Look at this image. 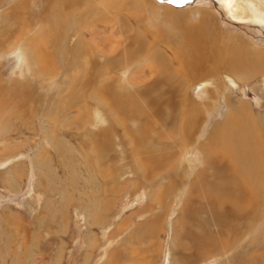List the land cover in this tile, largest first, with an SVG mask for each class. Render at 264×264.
Masks as SVG:
<instances>
[{
  "label": "rangeland",
  "instance_id": "374dc122",
  "mask_svg": "<svg viewBox=\"0 0 264 264\" xmlns=\"http://www.w3.org/2000/svg\"><path fill=\"white\" fill-rule=\"evenodd\" d=\"M150 1L155 8L147 11V19L140 24H136L127 11L120 12L130 28L148 43L152 42L150 31L154 32L156 25L161 29L158 34L173 39L172 35H167L171 34V26L165 18L170 10L202 11L209 14L214 44L222 53L231 44L229 39L235 36L239 38V47H247V55L251 47L264 51V27L232 20L224 8L213 0ZM253 1L264 8V0ZM25 7L29 12H35L36 0H28ZM10 8L11 4L0 5V19ZM24 15L23 8L18 20L24 19ZM190 18L192 22H197V14H191ZM3 20L2 23L0 21V32L13 33L16 30L14 21ZM59 20L63 27V42L57 46L56 57L51 53L46 63L40 54L44 53L41 50L47 52L46 49L50 48L49 38L46 23L41 19H33L29 24V35L20 38L19 43L28 47H17L8 54L6 50L0 51V103L4 100L0 107V264H228V253L222 254L220 251L215 255L218 248L212 249L213 254L208 255L207 245H198L196 240L211 236L217 243L227 240L230 244L229 241L234 239L231 231L217 228L212 218L213 211L205 198L206 193L221 191L217 190L216 184L233 173L238 182L245 184L247 191L232 192L240 194V197L244 195L246 202L242 203L243 206H251L249 201L260 212L255 219H245L236 224L242 231L239 245L243 248L251 239H257L254 244L257 246L247 252L252 260L248 258L244 263L264 264V162L260 165L263 173L257 189L251 187L252 181L247 177L249 174L239 170V162L230 155L225 141L218 137L212 139V157L205 163L199 151L192 148L185 150L179 160L174 155V158H160L143 165L140 159L142 154H139L141 145L128 144L129 138L124 136L126 132L129 133L126 126L110 128V122L103 118L91 129L94 131L109 126L107 132L112 136L111 143L108 149L101 151L100 159L95 161L90 150L81 145V138L76 135L79 133L76 124L68 120L77 114L75 109L69 110L71 104L75 108L79 104L84 105L83 108L81 106L83 116H92L94 111L91 97L87 93L83 96L84 90L78 83L64 84L65 88L62 85V62L72 59L65 49V33H69L71 27H68L70 20L65 21V17L60 16ZM94 28L97 31L109 30V27L98 23ZM21 29L25 32L27 28ZM73 29L78 32L76 24ZM7 35L5 33L0 37L4 40ZM80 35L81 43L96 52L94 44L88 40L85 42L89 34L81 30ZM98 37L100 40L103 38L102 35ZM110 42H114V39ZM156 48L167 56L170 66L178 71L177 78H185V95L201 112L197 143L206 139L213 128H221L227 115L226 95L231 104L249 106L253 116L264 111V72L255 76L256 85L247 82L250 85L246 93L223 92L222 84L216 77L214 80L222 90L218 95L214 87L196 89V83L209 79L192 81L179 68L180 64L172 60L166 45L159 43ZM20 53L25 56L22 61ZM32 62L35 65L31 66ZM245 62L250 63L246 56ZM130 67L131 72L138 68L136 64ZM41 70H49L50 73L43 75ZM154 73L155 69H143L146 77ZM126 75L112 73L121 80L120 85L135 95L137 103L148 109L138 95L139 88L147 87L138 83L142 78L136 74L137 79L128 80ZM63 88L68 93L62 94ZM204 89L214 94H204ZM102 98L111 103V98ZM181 99L182 95L177 98L179 104H182ZM247 114L252 118L250 112ZM114 115L119 122L125 123L121 111L115 109ZM179 132L177 127L176 135ZM150 134L154 137L156 133L150 130ZM167 136L173 151L179 150V141L172 142L175 136L171 133ZM88 142L92 144L91 139ZM154 150L155 154L168 152L163 147ZM132 152L137 153L138 161L134 160ZM143 167H146L145 173L141 170ZM198 169H204V172L194 176ZM182 200L187 203L186 207L185 203L181 204ZM244 222L256 228L251 232ZM203 252L207 255L202 256Z\"/></svg>",
  "mask_w": 264,
  "mask_h": 264
},
{
  "label": "bare ground",
  "instance_id": "6f19581e",
  "mask_svg": "<svg viewBox=\"0 0 264 264\" xmlns=\"http://www.w3.org/2000/svg\"><path fill=\"white\" fill-rule=\"evenodd\" d=\"M27 1L14 0L10 2V0H0L1 6L6 3L11 4L10 11L4 13L2 17V19L4 18L3 22L6 19H11L16 25V30L13 33L5 32L8 33L9 37L7 35L4 40L0 37V51L6 50L8 54L17 47H28V45L19 43L20 38L29 35L31 30L29 24L33 19H41L46 23V35L49 38L50 48L46 49L47 52L41 50L44 53L40 54L46 63V59L51 53L56 57L57 46L60 42H63L61 38L63 27L60 26V16L65 17V21L70 20L68 27H71V30L68 31L69 33H65L67 34L65 36V49L72 59L71 61L64 59L62 62L64 67L62 85L78 83L84 90V92L82 91L83 96L87 93L88 97H91V107L94 115L88 116L86 114L83 116L81 106L83 108L84 105L79 104L75 108L70 103L69 110L73 108L77 114L68 120L71 124H76V130L79 132L76 135L81 138V145H85L90 150L95 161L100 159L103 149L109 148L112 137L107 132L109 126L108 128L94 129V131L91 129L98 125L101 118L110 122V128L113 129L116 126L122 128L126 126L129 133L126 132L124 136L129 138L128 144L139 143L141 145L139 154H142L143 158L140 159L143 165L160 158H170L172 156L174 158V155L176 160H179L185 150L192 148L199 151L202 162L205 163L206 160H210L212 157L210 143L214 137H218L221 141H225L230 155L239 162V170L249 174L247 177L250 182L252 181L251 187L257 189L263 173L260 165L264 162V111L258 116H253L254 113L249 106L242 103L231 104L226 95L227 115L223 119L221 128L216 129L215 126L216 128L210 131L206 139L197 143L201 112L196 110L194 102L185 95V78H181L183 80L177 78L178 71L170 66L167 56L165 57L160 49L156 48V45L159 43L166 45L170 49L172 60L174 59L180 64L179 68H182L192 81L202 78L209 79L199 81V84L196 83V89L214 87L218 95L222 92L221 86L223 92L231 90L237 93L241 91L246 93L250 84L256 85L255 76L264 72V51H258L251 47L248 49L249 53L247 55L245 51L247 47H244V49L239 47L237 42L239 38L235 36L229 39L231 44L226 47V52L222 53L221 49L214 44L215 38L208 20L209 14L201 13L202 11L194 13L170 10L165 14V18L171 26V34L167 35H172L173 39L158 34L161 29L156 25V30L154 32L150 31L152 42L148 43L140 37L138 32L130 28L125 19L120 16V12L127 11L133 17L135 23L140 24L147 19V11L151 10L152 7L155 8L150 0H36L37 10L33 13L25 9ZM213 1L219 3L232 20L256 23L264 27V8L261 4L254 3L253 0ZM23 8L24 19L20 18L21 20H18L20 10ZM191 14H197L196 23L191 21ZM2 19H0L1 23ZM97 23L109 27V30H95L94 26ZM75 24L78 26V32L73 29ZM22 27L27 28L25 32H22ZM3 30H6L5 27ZM81 30L89 34V38L85 39V42L88 40L94 44L96 52L81 43ZM1 32L0 35L5 34L3 32L1 34ZM100 35L103 36L101 40L98 37ZM111 39H114V42H110ZM146 48L148 53H145ZM20 55V61L25 59V56L21 53ZM245 56L248 57L250 63L245 62ZM33 64L34 62L31 66ZM131 64H136L138 67L133 72L129 70ZM76 67H81V69L79 70ZM145 67L148 70L155 69L154 75L146 77L143 74ZM76 70L78 73H74ZM41 73L45 75L50 72L49 70H41ZM112 73L114 75L118 73L119 76L128 74L126 75L127 79H137L135 75H139L142 79L138 83L147 87L139 88L138 95L141 96L143 104L148 109L141 107L135 100V95L128 91V88L120 85L121 80L116 76H112ZM217 73H219L218 76ZM216 77L220 80L221 86L215 82ZM210 79L214 81H210ZM247 82L250 84L248 85ZM64 88L61 93H68ZM61 93H57V95ZM202 93L212 95L213 92L204 89ZM180 95H182V104H179L180 101L177 100ZM103 96L111 98V103L103 100ZM3 103L4 100L1 101L0 107ZM115 109L121 111L123 117H125V123L119 122L115 117ZM145 110L150 111V113ZM247 112L251 113L252 118L249 117ZM177 127L180 129L179 135L177 133L179 137L176 135ZM150 130H153L154 134L156 133L154 137L151 136ZM166 132L175 136L172 138V142L179 141L180 149L176 150L177 153L173 151ZM89 139L92 140V144L88 142ZM195 144L197 148L194 147ZM174 146L176 145L174 144ZM161 147L168 149V152L155 154L154 149ZM132 154L134 160L138 161L137 153L132 152ZM141 170L145 173L146 167L141 168ZM196 172L194 176H199L201 172H204V169H198ZM234 176H236L235 173L216 184L217 190L221 191H213L205 195L207 204L213 211L212 218L217 228L225 232L227 230L231 231L232 235L234 234V239L229 241L230 244L227 240H223L224 243H217L210 236L206 239L198 238L196 243L207 245L208 255L213 254L212 249L218 248L219 250L214 253L215 255L220 251L222 254L228 253L226 257L229 261L228 264H245L244 260L249 258L247 252L257 246L254 245L257 239H251L247 247L243 248L242 245H239L242 241L240 236L242 231L240 226L236 224H240L245 219L253 220L260 212L249 201L248 204L251 206H243L244 195L241 198L240 194L232 192L235 190L247 191L245 184L238 182L237 177ZM184 203L185 201L182 200L181 204ZM186 205L187 203H185V207ZM244 224L247 229L249 228V231L256 228V226L250 227L248 223L244 222ZM262 234L264 233L262 232ZM180 236L183 237V235ZM262 236L264 238V235ZM203 253L202 256L207 255L205 252ZM249 259L252 260V256Z\"/></svg>",
  "mask_w": 264,
  "mask_h": 264
}]
</instances>
